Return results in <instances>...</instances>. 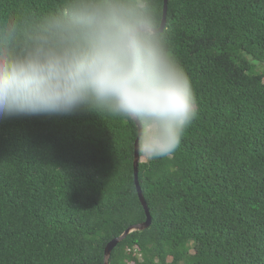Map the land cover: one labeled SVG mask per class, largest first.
I'll list each match as a JSON object with an SVG mask.
<instances>
[{"label":"trees","instance_id":"1","mask_svg":"<svg viewBox=\"0 0 264 264\" xmlns=\"http://www.w3.org/2000/svg\"><path fill=\"white\" fill-rule=\"evenodd\" d=\"M60 3L0 0V18ZM165 28L198 115L170 158L141 156L152 223L109 264H264V0H169ZM137 139L103 112L0 120V264H104L147 221Z\"/></svg>","mask_w":264,"mask_h":264},{"label":"clouds","instance_id":"2","mask_svg":"<svg viewBox=\"0 0 264 264\" xmlns=\"http://www.w3.org/2000/svg\"><path fill=\"white\" fill-rule=\"evenodd\" d=\"M84 111L134 123L147 161L180 146L198 103L154 0H61L0 18V120Z\"/></svg>","mask_w":264,"mask_h":264},{"label":"water","instance_id":"3","mask_svg":"<svg viewBox=\"0 0 264 264\" xmlns=\"http://www.w3.org/2000/svg\"><path fill=\"white\" fill-rule=\"evenodd\" d=\"M168 1L169 0H165V5H164V16H163V22H162L163 27H166V23H167ZM137 145H138V139H137L136 145H135V161H134L135 181H134V183H136V187H137V191L139 194L140 201H141V203H142V205L146 211L147 221L143 224H139V225L130 227L122 236L111 241L105 249L104 264H109L110 258H111V255H112V252L114 251V249L117 248V246L120 243H122L130 234H132L134 232L146 230L151 226V223H152L150 210L148 208V205H147L146 200L144 198V195L142 193V189L140 187V184L138 183V181H139V165L141 162V154L138 151Z\"/></svg>","mask_w":264,"mask_h":264},{"label":"rangeland","instance_id":"4","mask_svg":"<svg viewBox=\"0 0 264 264\" xmlns=\"http://www.w3.org/2000/svg\"><path fill=\"white\" fill-rule=\"evenodd\" d=\"M144 159V158H143Z\"/></svg>","mask_w":264,"mask_h":264}]
</instances>
